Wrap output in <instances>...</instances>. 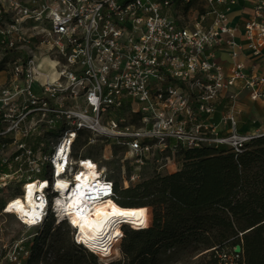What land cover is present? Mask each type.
<instances>
[{"label":"built area","instance_id":"1","mask_svg":"<svg viewBox=\"0 0 264 264\" xmlns=\"http://www.w3.org/2000/svg\"><path fill=\"white\" fill-rule=\"evenodd\" d=\"M261 68L264 0H0V213L26 232L65 227L92 254L55 204L63 183L67 199H117L105 168L77 153L80 140L124 150L130 181L142 168L176 169L185 150L240 153L264 136L239 132L235 117L242 93L264 103ZM11 185L17 196L5 193ZM29 186L33 210L8 214ZM34 238L5 259L25 263Z\"/></svg>","mask_w":264,"mask_h":264},{"label":"trees","instance_id":"2","mask_svg":"<svg viewBox=\"0 0 264 264\" xmlns=\"http://www.w3.org/2000/svg\"><path fill=\"white\" fill-rule=\"evenodd\" d=\"M115 192L117 206H151L155 212L150 229L124 234L120 259L109 264H158L163 252L189 241L192 252H204L197 264H264V136L240 153L223 147L183 151L176 173L123 192H141L140 204L123 199L117 185ZM37 248L35 239L23 264H37ZM83 253L59 242L51 264H98L96 256Z\"/></svg>","mask_w":264,"mask_h":264},{"label":"rangeland","instance_id":"3","mask_svg":"<svg viewBox=\"0 0 264 264\" xmlns=\"http://www.w3.org/2000/svg\"><path fill=\"white\" fill-rule=\"evenodd\" d=\"M193 8L199 13H202L204 5L202 4V2L199 1L193 5ZM0 75L2 74L0 73ZM252 117L253 116L247 117L246 120H252ZM254 118H258L259 123L260 119L261 122H264V115L261 117H257V115H254ZM84 146L85 143L81 139L77 146V153H86V155H89L96 163L99 164L100 167L105 168L107 177L111 179L115 183V185H117L118 191L122 193L121 197L123 199H125L126 201L140 204L142 202V199H144L141 192H131L127 194H124L123 192L126 189L134 188L140 183L154 177L155 174L153 173V171L149 168H142L138 172H135V174L138 175V179L130 181L129 177L134 174V168L130 160H125L124 150L118 147H112L111 153L109 154L108 151L105 152V149L103 148V145L101 143H97L95 146L92 147ZM174 158L176 169H171L169 171H161L158 175H171L176 173L181 168L182 153L175 155ZM5 193H12L11 196H17L18 187H14L11 185L5 191ZM3 204V198H0V209ZM127 232L128 231H126L125 233ZM32 237H35L34 239H38V248L34 253V258L37 264H51L54 259V250L58 246L59 242L63 243L65 246H71L70 232L65 227H60L58 229L56 227H53L52 224L48 222L41 230L37 231L36 233L35 231L26 232L18 225V223L12 216L3 215L2 213H0V264H11L8 260L5 259L9 249L18 240H30ZM120 243L121 241L116 244V248L118 251L117 256L112 257L107 261L97 257L98 264H109L119 260ZM191 246L192 243L191 241H189L169 251L163 252L159 256L158 264H197L199 258L204 254V252L198 251L194 253L191 251Z\"/></svg>","mask_w":264,"mask_h":264},{"label":"bare ground","instance_id":"4","mask_svg":"<svg viewBox=\"0 0 264 264\" xmlns=\"http://www.w3.org/2000/svg\"><path fill=\"white\" fill-rule=\"evenodd\" d=\"M88 178L86 176V179ZM62 185L64 187H61L62 191L55 201L56 206L64 213V217H68L70 225L76 227L78 239L92 251V254L98 255L102 260L107 261L117 256L116 244L123 239L125 231H140L152 227L154 215L151 206L122 208L111 200L89 202L84 200L81 193L74 196L70 194L67 199L68 194L65 192L69 186L67 183ZM32 190L33 187L29 186L27 194L16 197L8 207L7 213L11 214L14 211L19 217L29 214L35 207ZM140 210H143L142 215L139 214ZM114 211H136L138 214L119 216L114 215Z\"/></svg>","mask_w":264,"mask_h":264},{"label":"crops","instance_id":"5","mask_svg":"<svg viewBox=\"0 0 264 264\" xmlns=\"http://www.w3.org/2000/svg\"><path fill=\"white\" fill-rule=\"evenodd\" d=\"M240 10L235 7L233 8L232 12H231V18L233 21V24H239V21L237 19V16L239 15ZM220 57L221 58H226V53L224 51L220 52ZM261 71H264V68L260 69ZM2 74V73H1ZM4 79V75H0V82H2V80ZM236 114L235 117L238 120V122L240 123H245V125H238V131L243 133V134H248V135H252V134H262L264 133V122H261L260 119V123L258 118H254V115H257V117H261L264 115V103L263 102H257V103H252L249 101L248 97L246 94L242 93L237 100L236 103ZM252 117V120H246L247 117ZM221 119V117L219 115H217L214 118V123H218L219 120ZM226 127V125H225ZM229 127V125L227 124V128ZM2 169H0L1 171Z\"/></svg>","mask_w":264,"mask_h":264},{"label":"snow or ice","instance_id":"6","mask_svg":"<svg viewBox=\"0 0 264 264\" xmlns=\"http://www.w3.org/2000/svg\"><path fill=\"white\" fill-rule=\"evenodd\" d=\"M76 179H79V177H76ZM61 187H64V185H60ZM18 204L19 201H16ZM114 215H119V216H136L138 213L136 211H114ZM140 215L143 214V210H140L139 212Z\"/></svg>","mask_w":264,"mask_h":264},{"label":"water","instance_id":"7","mask_svg":"<svg viewBox=\"0 0 264 264\" xmlns=\"http://www.w3.org/2000/svg\"><path fill=\"white\" fill-rule=\"evenodd\" d=\"M240 247H236L235 249H234V254H236V255H238V254H240Z\"/></svg>","mask_w":264,"mask_h":264}]
</instances>
